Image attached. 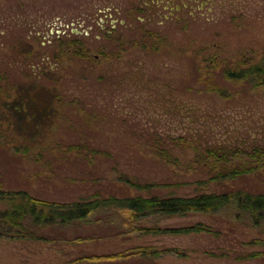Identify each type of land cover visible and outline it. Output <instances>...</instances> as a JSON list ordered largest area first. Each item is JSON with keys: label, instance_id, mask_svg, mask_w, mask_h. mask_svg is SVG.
I'll list each match as a JSON object with an SVG mask.
<instances>
[{"label": "rangeland", "instance_id": "obj_1", "mask_svg": "<svg viewBox=\"0 0 264 264\" xmlns=\"http://www.w3.org/2000/svg\"><path fill=\"white\" fill-rule=\"evenodd\" d=\"M208 54L218 58L214 71L205 68ZM263 57L264 0H0V188L49 201L90 198L99 189L118 197L191 196L199 187L264 194V157L248 155L264 147V85L225 80L220 70ZM208 70L214 77L207 83ZM35 76L54 89L52 117L25 118L15 109ZM157 135L176 139L179 162L152 158L158 149L146 143ZM80 138L97 152L84 157L61 142ZM198 142L238 150L229 165L252 171L222 184L209 181L211 168L194 162ZM107 151L116 158L100 156ZM100 173L103 184L96 186L92 178ZM123 174L142 186L124 182ZM151 219L166 229L202 223L213 231L121 237L122 221L107 207L67 228L66 237L88 233L94 240H0V264H64L134 245L173 250L154 260L162 264H263L243 258L260 251L250 244L259 234L239 222L235 207Z\"/></svg>", "mask_w": 264, "mask_h": 264}, {"label": "trees", "instance_id": "obj_2", "mask_svg": "<svg viewBox=\"0 0 264 264\" xmlns=\"http://www.w3.org/2000/svg\"><path fill=\"white\" fill-rule=\"evenodd\" d=\"M81 46L83 47L84 45ZM204 50L210 53L209 49L205 48ZM197 52L196 54L200 53V51ZM208 55L210 56V54ZM85 56L87 55L83 56V60H86L88 63L93 62L89 58H85ZM203 60L207 61L205 68H211V71L216 70L219 66L216 56H210V59L205 58ZM220 70L225 80L236 83L248 82L255 87L264 85V57L260 63L250 67L244 68L240 64L231 66L227 63ZM211 71L204 72L202 76L203 81H207V83L212 81L211 78L214 76L211 75ZM38 78L35 76L29 82L32 83V89H25V99L19 101L15 109L20 115L23 113V116L25 114L31 116L33 112L34 114L37 112L42 114L44 112L47 117H52L57 113L54 106V89H48L46 86L49 85L46 82L39 81ZM47 82L51 83L50 81ZM216 91H219V88ZM221 92L223 95L227 93L226 90H222ZM39 93L43 95V98L37 99L40 95ZM47 98L50 104H47L48 101L47 103L38 102L47 100ZM25 118H27L26 115ZM34 127L37 128V125H34ZM21 128L22 130L24 129L23 127ZM37 129L34 132H37ZM92 141L89 138L87 141H85V138L70 142L61 140V142H65L63 144L67 146L68 152L75 151L79 155H84V157L88 153L97 152L96 149L98 148L96 145L95 148L93 147L94 141L93 143ZM103 144L109 146L115 145L111 141L103 142ZM146 144L147 146H155L158 149L152 158H161L168 163L180 161V159L174 157V150L179 146L176 139L172 137H167L166 139L161 136L156 138L151 137L147 139ZM199 147L202 149H199ZM193 149L195 152L194 162L203 168H211L212 177L209 181H219L222 184L225 180H235L252 171L251 168L245 171L236 168L235 164L229 165L239 154V151L233 148L201 144L193 147ZM99 153L100 156H105L106 161L110 160L108 158H116V155L114 156L110 151L103 154ZM248 155L252 159L261 160L264 157V147L262 149H259V147L254 148L248 152ZM103 176L104 173H100L98 176L92 178L96 186L97 184H103L100 179ZM121 178L126 183L134 182L128 174L121 175ZM133 184L142 186L140 183ZM107 207L113 208L116 216L122 221L120 223L124 228H121V231L117 233V236L121 237L123 235L129 236V234L130 236L133 234L148 236L161 235L166 232H212L213 229L211 227L202 225V223L188 227L166 229L154 223L151 218H155V216H161L162 218L185 217L195 214L215 215L223 211H229L231 207H235L236 217L239 219V222L247 223L248 228L258 231L259 234L257 237L251 239L250 244L260 246V251L250 252L243 258L257 259L264 264V194H255L246 189H232L219 193L216 191H203L199 187L191 196L172 194L164 196L138 195L134 197H118V194L106 196L104 195V191L99 189L90 198H80L75 201H49L33 196L26 190H5L0 188V240H34L36 242L58 243L61 239H64L62 241L76 244L89 242L94 240V238L89 236L91 234L88 233H85V235H67L66 237V232L69 231L67 228L80 223L90 222L88 220L92 216L98 211H104ZM48 229L52 230L54 236L50 234L51 232H47ZM230 232H233V229ZM112 238L116 237L112 236ZM165 252L172 253L173 250L162 251L149 245H134L122 251L84 254L66 261L64 264H112L119 261L126 262L131 259H141V261L135 264H162L154 260L162 257Z\"/></svg>", "mask_w": 264, "mask_h": 264}]
</instances>
